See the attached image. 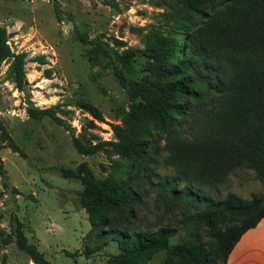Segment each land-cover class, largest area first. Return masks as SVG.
Listing matches in <instances>:
<instances>
[{
	"label": "rangeland",
	"instance_id": "1",
	"mask_svg": "<svg viewBox=\"0 0 264 264\" xmlns=\"http://www.w3.org/2000/svg\"><path fill=\"white\" fill-rule=\"evenodd\" d=\"M212 13L208 0H0V122L20 151L0 141V264H35L12 238L14 218L51 264H123L136 235L163 227L178 234L170 251L145 255L146 264H194L190 252L208 254L215 240L196 217L203 207L162 190L177 176L166 147L173 123L160 127L152 109L123 88L112 62L132 79L173 81L151 68L178 67L181 41ZM72 134L93 154H79ZM131 142L145 144L141 157L121 152ZM83 162L98 179H131L141 203L83 209L81 184L59 171ZM189 186L197 189L178 188ZM207 190L217 200L250 201L264 194V182L236 170ZM93 221L103 224L93 229Z\"/></svg>",
	"mask_w": 264,
	"mask_h": 264
},
{
	"label": "trees",
	"instance_id": "2",
	"mask_svg": "<svg viewBox=\"0 0 264 264\" xmlns=\"http://www.w3.org/2000/svg\"><path fill=\"white\" fill-rule=\"evenodd\" d=\"M208 2L213 13L194 30L190 41H181L183 59L178 61L179 66L170 63L162 71L151 68L154 76H167L173 81L161 84L132 79L119 62H112V67L130 97L152 109L160 127L173 123L168 129L166 147L177 176L162 190L172 198L187 199L203 207L196 217L208 225L215 240L207 255L198 250L190 252V258L194 264H227L243 235L264 219V194L253 196L250 201L233 194L217 200L203 191L215 190L236 170L254 171L264 182V0ZM1 45L4 47L5 42ZM178 98H183L184 103H179ZM202 106L207 109L201 110ZM0 141L13 152H20L1 122ZM72 143L81 155L94 152L74 134ZM144 147L145 144L131 142L121 152L125 157L139 158ZM59 171L63 178L81 184L78 201L88 211L141 203L131 179H98L86 162L77 169L61 167ZM182 183L197 189L189 186L180 190ZM3 187L8 189L9 185L4 183ZM13 192L18 193L17 188ZM98 223L93 221V229L103 224ZM13 224L12 238L19 249L35 264H51L37 245L29 242L22 223L14 218ZM222 224L224 229L219 231ZM177 234V228L163 227L154 234L136 235L134 244L119 258L123 264H146L145 255L152 257L170 251L169 243Z\"/></svg>",
	"mask_w": 264,
	"mask_h": 264
},
{
	"label": "crops",
	"instance_id": "3",
	"mask_svg": "<svg viewBox=\"0 0 264 264\" xmlns=\"http://www.w3.org/2000/svg\"><path fill=\"white\" fill-rule=\"evenodd\" d=\"M227 264H264V219L243 235Z\"/></svg>",
	"mask_w": 264,
	"mask_h": 264
}]
</instances>
